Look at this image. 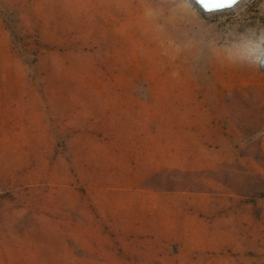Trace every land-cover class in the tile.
I'll use <instances>...</instances> for the list:
<instances>
[{
    "label": "rangeland",
    "instance_id": "374dc122",
    "mask_svg": "<svg viewBox=\"0 0 264 264\" xmlns=\"http://www.w3.org/2000/svg\"><path fill=\"white\" fill-rule=\"evenodd\" d=\"M27 1L49 45L31 66L0 23V264H264V68L223 57L264 0Z\"/></svg>",
    "mask_w": 264,
    "mask_h": 264
},
{
    "label": "trees",
    "instance_id": "16d2710c",
    "mask_svg": "<svg viewBox=\"0 0 264 264\" xmlns=\"http://www.w3.org/2000/svg\"><path fill=\"white\" fill-rule=\"evenodd\" d=\"M0 1L5 7L4 9H7L6 11L0 10V23L8 30L13 49L18 48V55L25 63L31 62V66L38 63L41 48L47 47L49 43L44 40L41 27L34 24L35 20L32 19L34 14L28 10L29 2L27 0ZM199 10L203 13L201 9ZM26 39L28 43H26ZM27 44L31 46L28 53L25 54L27 50L21 51V48L24 49ZM44 102L48 108V100L44 98Z\"/></svg>",
    "mask_w": 264,
    "mask_h": 264
},
{
    "label": "clouds",
    "instance_id": "9594fccd",
    "mask_svg": "<svg viewBox=\"0 0 264 264\" xmlns=\"http://www.w3.org/2000/svg\"><path fill=\"white\" fill-rule=\"evenodd\" d=\"M202 11L206 13L218 12L231 9L244 0H233L229 5L210 9L199 4V0H192ZM223 46V57L225 60L235 64H243L249 67L264 68V27L250 28L243 32L229 33L225 37Z\"/></svg>",
    "mask_w": 264,
    "mask_h": 264
},
{
    "label": "snow or ice",
    "instance_id": "6c2138e0",
    "mask_svg": "<svg viewBox=\"0 0 264 264\" xmlns=\"http://www.w3.org/2000/svg\"><path fill=\"white\" fill-rule=\"evenodd\" d=\"M228 2H233V0H228ZM199 4L204 7H208L211 4L213 8H221L225 6V0H199Z\"/></svg>",
    "mask_w": 264,
    "mask_h": 264
},
{
    "label": "bare ground",
    "instance_id": "6f19581e",
    "mask_svg": "<svg viewBox=\"0 0 264 264\" xmlns=\"http://www.w3.org/2000/svg\"><path fill=\"white\" fill-rule=\"evenodd\" d=\"M229 3H230V2H228V0H225V6L229 5ZM200 7H201V6H200ZM201 8H202V7H201ZM206 8L210 9L211 11H213L214 9H217V8H213V7L211 6V4H209V6L206 7Z\"/></svg>",
    "mask_w": 264,
    "mask_h": 264
}]
</instances>
